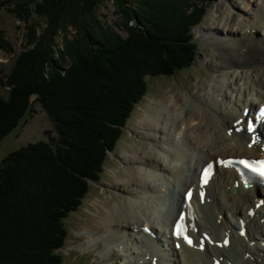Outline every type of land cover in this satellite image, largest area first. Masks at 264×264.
Listing matches in <instances>:
<instances>
[{
  "label": "trees",
  "instance_id": "obj_1",
  "mask_svg": "<svg viewBox=\"0 0 264 264\" xmlns=\"http://www.w3.org/2000/svg\"><path fill=\"white\" fill-rule=\"evenodd\" d=\"M5 1L22 21L46 18L53 46L58 31L76 28V16L102 2ZM213 1L137 0L138 8L122 9L125 38L89 35L73 50L65 41L59 58L38 43L20 53L7 75L0 71V86L9 88L7 99L0 95V143L31 113L32 96L56 133L45 131L47 140L29 143L0 164V264H63L58 251L68 236L65 220L100 178L108 153L149 91L148 80L193 66V29Z\"/></svg>",
  "mask_w": 264,
  "mask_h": 264
},
{
  "label": "rangeland",
  "instance_id": "obj_2",
  "mask_svg": "<svg viewBox=\"0 0 264 264\" xmlns=\"http://www.w3.org/2000/svg\"><path fill=\"white\" fill-rule=\"evenodd\" d=\"M242 1L250 5L248 0H215L208 4L202 24L193 29V33L195 34L194 39L198 44L197 56L193 66L184 71H177L172 76H157L151 77L148 80L149 91L142 101L136 105L123 129L121 139L117 143L115 150L108 154L104 164V171L100 175V178L96 181H91L90 191L83 199L81 206L65 220L68 236L64 248L59 250V253L63 256V264H147L144 262L141 254L143 251L149 249L150 244H146L144 241L133 243V236L124 232L122 233H124L126 241L122 240L114 244L113 237L115 236L117 239V236H119L118 238H120V234H122V230L120 231V229L122 227L137 228V225L131 224L130 219L135 215H145L141 212L133 215L131 212L132 206L129 202V199L133 198V196L143 197V195H138L140 188L134 186V184L140 186V177L150 176L158 182L156 186H160L162 189L164 180H161L158 176L156 178L149 171L142 169L145 167L148 159L153 161V151L157 149L156 151L164 154L159 149L160 145L168 147L167 144L155 142L156 131L153 126L156 123V119L163 120V117H161L162 111L170 112L172 116L177 118L179 110H183L181 109V104L185 106L189 101L197 102L207 108L209 104L212 103L213 105L217 103L216 99H219L220 102L217 103L218 114L223 115L225 114L223 110H228L226 111V115H230L229 110L237 108V104L234 101V98L238 94V88L234 90L236 88V81L239 82L241 87L247 85L253 87V77L249 78V81L246 82L247 85L244 84L245 81L243 79L246 77V74L251 73L249 72L251 66L236 62L229 69L225 62L228 60L231 63L229 48L225 50L221 43L225 38L231 45L233 39L239 40L237 38L243 32H246L247 26L254 24L253 21L252 23H244L242 21L244 16L251 21L253 17H259L262 14L260 0L259 3H256L258 6L254 7V12L248 8L244 9L243 7H246V4L244 2L241 4ZM4 4H6V1L0 0V71L3 75H7L10 72L16 58L21 52L34 48L38 43H41L45 50L49 46L54 48V56L55 58H59L58 50L63 49L65 41H68L71 45L70 49L73 50L74 47L83 46L84 41L87 39L86 37L89 35L106 37V34L108 35L109 32H114L125 38L127 33L123 28L125 20H123L122 9L128 8L129 5L133 8H138L137 0H130L127 5L123 0H102L92 11H86L76 16V28L70 27L67 31H58L57 35L53 37L55 42V46H53L50 42L52 35L48 31L49 23L46 18L36 15L27 22L22 21L13 13L14 7ZM239 7L244 12L239 10ZM252 15L253 17L251 18ZM133 23L132 21L131 24ZM263 35V31L260 34L258 32L257 37L263 38ZM240 40H243V36ZM247 69L248 72H246ZM0 95L7 99L9 97V88L0 86ZM254 95L255 93L251 91L249 98L256 99ZM231 97L232 100H230ZM31 100L33 103L31 113L28 112L20 121L17 128L0 143V164L10 153L20 150L29 143L47 140L45 131H52L56 135L54 124L46 112L35 101V97H32ZM173 100L175 103L171 104ZM167 105H170L171 108ZM179 118L181 121L180 125H173L175 128L173 136H177V142L175 141L174 153L172 151L170 154V156L177 155V157L180 154L183 155L182 159L174 161L177 164L181 162V166L177 168L180 174L177 177L178 185L179 180H184L188 177L195 180L200 167L198 162L206 158L209 151L208 148L203 149L202 146L194 145V141L190 142L191 140L188 141L184 138L185 126L183 122L185 111ZM179 127L183 129L181 130ZM176 131H179L181 134L177 133L176 135ZM191 135L194 136L192 133ZM159 136L162 135L157 134L158 138ZM183 145L188 150H183ZM228 154L235 155V153H226V155ZM165 155L168 156L166 153ZM156 160L162 165L170 163L168 159L164 161L156 157ZM195 161L199 166H197L196 170H193L195 168ZM163 167L166 168V165ZM165 174L167 175L168 173L166 172ZM184 184L183 182L180 188ZM214 184V189L217 188L219 196L222 197L224 191L222 184L219 183L218 187L217 182ZM129 185H131V189L128 193L125 187ZM183 190L182 188L181 196L184 193ZM231 194L234 195L236 193L231 192ZM161 199L163 200V204L161 205H164L162 209L164 212H160L159 215L161 216L158 218L156 212L154 213L152 210L148 211L145 217L149 220V224L161 223L158 225L163 226L165 223H169L168 218L169 220L173 218L179 209L177 203L181 199L180 197H173L171 191L170 193L166 192V200L162 197ZM155 203L160 202L156 201ZM211 203L214 202L211 201L208 204ZM124 206L127 207L120 209V207ZM127 209L130 211L125 216ZM215 209H217V206H215ZM233 209L231 208V210ZM120 210L124 212H120ZM206 213L207 207H203V205L197 209V214L201 221L209 225L207 221L210 222V219ZM226 214L229 218L232 217L231 212L226 211ZM124 217L126 218L124 219ZM263 222L264 220L261 223ZM141 224L144 223L142 222ZM143 237L146 238L142 233L141 236H135V240L139 238L143 239ZM88 242L89 244L86 245ZM246 242L243 240L238 241L234 246V251H231L239 259H243V255L240 254L244 250L242 247L244 245L249 247L246 245ZM254 242L249 245L253 246ZM120 243L123 244L124 251L122 247L115 250V247L120 246ZM106 248L109 251H115L109 254V251H105ZM127 249L128 251H125ZM139 251L140 254H136ZM150 258L147 261H150ZM246 259H248V256H246ZM198 262L201 263L200 259Z\"/></svg>",
  "mask_w": 264,
  "mask_h": 264
},
{
  "label": "bare ground",
  "instance_id": "obj_3",
  "mask_svg": "<svg viewBox=\"0 0 264 264\" xmlns=\"http://www.w3.org/2000/svg\"><path fill=\"white\" fill-rule=\"evenodd\" d=\"M260 1L262 14H260L259 17H253L252 15L251 18L253 17V20L251 19V21L249 19H246V16L243 17L242 21L244 23H252L253 21L254 24H251L250 26L246 27V32H243L242 35L237 38L239 40L236 41L233 39L231 45L230 42L225 38L221 42L225 50L229 48V57L231 59V63L228 60L225 61L229 69L234 66L233 63L236 62L251 66L249 70V72L251 73L246 74V77L243 79L245 81L244 84L247 85L246 82L249 81V78L253 77V87L250 85L241 87L239 85V82L236 81V88L234 90L238 88V94L234 98V101L235 104H237L238 109L233 108L232 110H229L230 115H226V111L228 110H223V112L225 113L223 115L218 114L219 110L217 103L220 102L219 99H216L217 103H214L213 105L211 103L209 104V106H207V108L198 104L197 102L189 101L185 106L181 104V109L183 110H179V115L177 118L172 116L170 112H161V117H163V120L161 121L160 119H156V123L153 126L155 127L154 129L156 131L155 142H158L160 144H167L168 147H165V145H160L159 149L162 150L164 154H161L159 151H156L157 149L153 151V161L148 159L145 164V167H143L142 169H144V171H149L150 174L152 173L156 176V178L158 176L161 180H164V183H160L162 184L161 189L160 186H156L158 182L152 179L150 176L140 177V186L137 184H134V186L140 188L138 195H143V197L133 196V198L129 199V202L132 206L131 212L133 213V215L137 214L138 212H141L146 215L147 212L151 210L154 213L156 212L157 214H159L160 212H164L161 209V204H163V200L161 199V197L166 200V192L170 193V191L173 193V197H180L181 199V201H178L177 203V207L179 206V209L177 211L178 214L182 209L185 194L183 193V196H181V189L183 188L184 192L188 189H198L197 178H195L194 180L193 178L186 177L187 179L179 180V185L177 184V177H179L180 174L177 170L178 164L177 162L174 163V161H179V159L183 158V155L180 154L178 155V157L177 155L170 156L172 151L174 153L175 141L177 138V136H173V131L175 129L173 125H180L181 121L179 117L184 113V111V138H186V140L188 141L191 140L190 142L194 141V145H199L202 146L203 149L208 148L209 150H207V157L201 159L198 164H201L203 162L208 163L210 161L216 160L217 158H222L223 160L236 157L264 158V152L261 151V144H254V142L252 141V136L245 131V128H243V130L241 131L236 130V128L240 126L237 121L239 118L242 117V111L244 110V108L248 107L251 110L252 108L258 107L260 106V104L264 103V35L263 38L257 37L258 32L259 34L262 31L264 32V0ZM243 2L244 1H242L241 4ZM248 2L250 3V5L244 2V4H246V7H242L244 9L248 8L254 12V7H256V5L258 6V4L256 3H259V0H248ZM239 10L244 12V10H242L240 7ZM243 29L245 30V28ZM243 29L242 31H244ZM242 36L243 40H240ZM246 72H248V69L246 70ZM240 73L242 74L241 71ZM251 91L255 93L254 96L256 97V99L249 98V96L251 95ZM230 100H232V97L230 98ZM174 103L175 101L173 100V103L171 104ZM167 106L170 107V105ZM182 127H179V129L181 128L182 130ZM177 133L181 134L179 133V131H176V135ZM191 133L194 136H192ZM157 134H161L162 136H159L158 138ZM151 139L153 138L151 137ZM183 150H188V148H185V146L183 145ZM165 153L168 154V156H166ZM226 153H235V155H226ZM156 157L164 161H167L166 159H168L170 160V163L165 162V168L163 167L165 165L158 163L159 161L156 160ZM194 166L195 168L193 170H196L197 166L199 165H197L196 162ZM166 172L168 173L167 175L165 174ZM130 181L132 182V180ZM214 181L222 184V187L224 188L222 197L219 196V191H217V188L214 189ZM238 181L239 179L237 177V173L233 169L219 168L217 170L214 180L209 184L207 188V201L211 198L212 202L214 203L205 204L203 206L207 207L206 214L210 219V222L207 221L209 225H206L205 222L203 223L199 216H196L194 221V229L197 228V234H199V236L197 235L198 237L196 238V245H198V247L201 246V239L203 238V235L205 233L211 235V238L214 241L215 245L211 246L209 243H204L206 247L205 251H200L198 248L197 250H191L190 248H186L185 246H183L184 249L181 253L186 263H182V261L178 259L179 254L178 251H176V249L174 248V243L171 241V239L164 235V233L167 234L168 230L163 226H167L169 223H165L163 226H160L156 223L149 224L150 222L145 217V215H135L130 219V221L131 224L134 223L133 225H137V228L122 227L120 231L122 230L121 233H129L131 236H133V243H137L138 241H144L147 243L153 242V245L150 244L151 249H147L141 254L143 256L144 262H146L147 264H153L154 261L156 262V264H215L217 261H220L221 264H264V224L261 223V221L264 220V190H262L263 192H261V189L259 188L248 190ZM183 182L185 184L182 188H180ZM236 183H239V187L237 189L236 194L232 195L231 192L234 191ZM125 189L126 192H128L131 189V185L126 186ZM162 193H164V195H162ZM199 197L200 196L198 192H196L193 203L194 206H198V208H201ZM156 201L160 203H155ZM262 201V208L257 209L256 204H260ZM215 206H217V209H215ZM125 207L127 206L120 207V209H123ZM231 208L234 209L231 210ZM250 210L255 211V216H251V214H249ZM121 211L124 212L123 210H120V212ZM129 211L130 210L127 209L125 216L128 215ZM226 211L231 212V218L228 217ZM125 218L126 217H124V219ZM168 221L170 222L169 218ZM142 222L144 224H141ZM242 222L244 224V227L247 229L246 237H241L239 235V231L242 229ZM145 226L150 227L152 229V232L157 235L159 242L161 238L160 233L165 236L167 242L170 241L167 244L166 249L154 248V244H157L158 241H152L149 236L145 235L144 232H142L140 228ZM124 233L120 234V238H118L119 236H117V239L115 236L113 237L115 241L114 244H116V242H121L122 240L126 241ZM142 233L146 238L143 237V239L139 238L138 240H135V236H141ZM229 240L230 244L228 248H226L227 243H225V241ZM240 240L247 241L246 245L249 246H241L242 248H244V250L240 252V254L243 255V259H239L237 255H234L231 252L232 250L234 251L235 244L238 241L240 242ZM166 241H164V243H166ZM219 242H221L220 245H222V247L218 246ZM252 242H254L253 246L249 245ZM88 244L89 242L86 245ZM122 245L123 244L120 243V246L118 247L121 248ZM169 245L172 248H170ZM122 249L124 251V246L122 247ZM157 249H159V251ZM105 251H109V249L106 248ZM114 251H109V254L110 252ZM125 251H128V249ZM136 254H140V251ZM148 255L149 257H151L150 261H146V259H149ZM246 256H248V259H246ZM199 259L201 263L198 262ZM163 261L165 263H163Z\"/></svg>",
  "mask_w": 264,
  "mask_h": 264
},
{
  "label": "snow or ice",
  "instance_id": "obj_4",
  "mask_svg": "<svg viewBox=\"0 0 264 264\" xmlns=\"http://www.w3.org/2000/svg\"><path fill=\"white\" fill-rule=\"evenodd\" d=\"M257 119H264V109L259 110V116ZM248 130L252 131L253 130V125L252 123L248 124ZM229 165L232 164V161L227 162ZM240 165H242L244 168L248 169L252 173H255L257 176L260 178L264 179V161H247V160H240L238 162ZM211 175L210 167L205 168L202 176H201V181L202 185L206 184L208 182V179ZM247 186V182H246ZM191 192L188 193V198H191ZM203 192H201V199H203ZM185 221V216L184 214H181L179 220L176 222L175 229H174V235L176 236L177 239H183L185 243H187L190 247L193 246V241L191 237L187 234V226L184 223ZM145 231H149L148 229H145ZM227 243V241H225ZM177 248L180 247L179 244L176 245ZM203 247V244L201 243V248Z\"/></svg>",
  "mask_w": 264,
  "mask_h": 264
},
{
  "label": "water",
  "instance_id": "obj_5",
  "mask_svg": "<svg viewBox=\"0 0 264 264\" xmlns=\"http://www.w3.org/2000/svg\"><path fill=\"white\" fill-rule=\"evenodd\" d=\"M32 97H36V96H32ZM32 97H31V99H32ZM31 102H32V100H31Z\"/></svg>",
  "mask_w": 264,
  "mask_h": 264
}]
</instances>
